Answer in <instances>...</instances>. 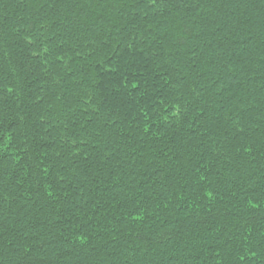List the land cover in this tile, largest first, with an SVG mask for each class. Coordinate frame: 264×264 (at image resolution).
I'll list each match as a JSON object with an SVG mask.
<instances>
[{"label": "trees", "instance_id": "1", "mask_svg": "<svg viewBox=\"0 0 264 264\" xmlns=\"http://www.w3.org/2000/svg\"><path fill=\"white\" fill-rule=\"evenodd\" d=\"M0 264H264V0H0Z\"/></svg>", "mask_w": 264, "mask_h": 264}]
</instances>
